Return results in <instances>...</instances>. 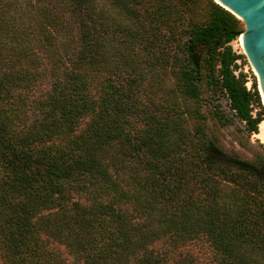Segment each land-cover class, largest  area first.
<instances>
[{
    "label": "trees",
    "instance_id": "16d2710c",
    "mask_svg": "<svg viewBox=\"0 0 264 264\" xmlns=\"http://www.w3.org/2000/svg\"><path fill=\"white\" fill-rule=\"evenodd\" d=\"M155 1L0 0V264H68L60 245L81 264H197L175 250L202 237L215 264H264V145L225 150L201 109L206 83L259 131L242 21L209 0L177 35Z\"/></svg>",
    "mask_w": 264,
    "mask_h": 264
},
{
    "label": "rangeland",
    "instance_id": "374dc122",
    "mask_svg": "<svg viewBox=\"0 0 264 264\" xmlns=\"http://www.w3.org/2000/svg\"><path fill=\"white\" fill-rule=\"evenodd\" d=\"M162 4L165 5L169 12H171L167 20L171 23V25H173V27H175L177 35L183 28H186L189 25L206 23L210 17L209 0H169L167 2H163ZM147 5L148 7H152L156 6L157 3L155 0H147ZM163 28L165 29L164 26ZM232 44L238 52L244 54L240 37L235 39ZM160 64H162V62L158 60L157 66ZM250 66L251 64L244 54L242 61H239L237 72L239 70H243L248 74L246 82L248 88L252 87L253 81L257 84L261 105H254V112H256L257 110L264 109V103L260 93L257 76ZM157 79L161 80L162 82H166L167 85L168 83L171 84L174 80V72L170 71L169 69H162L158 72ZM48 87V83L42 85V89L44 90H46ZM203 90L204 101L201 109L207 116V118L205 119V123L208 126L210 134L225 150L236 153L242 157H253L254 152L258 149H261L260 145H264V120L262 121L263 123H260L258 132L249 134L244 128V123L239 118L234 116V112L230 107L229 99L224 92H215L206 83H204ZM215 103L220 104L221 110L231 118L232 121L230 124L223 125L215 116H213ZM187 104L190 108L196 106V104L191 101L187 102ZM156 246H158L160 249H164L167 244L159 243ZM58 248L63 251L64 255L67 257L68 264H81L74 259V257L67 251V249L63 245L58 246ZM180 252H188L192 254L194 257H196L198 261L197 264L216 263L214 249L210 245L209 241L203 237L195 239L192 242H189L181 248L175 250V257H177Z\"/></svg>",
    "mask_w": 264,
    "mask_h": 264
},
{
    "label": "water",
    "instance_id": "95a60500",
    "mask_svg": "<svg viewBox=\"0 0 264 264\" xmlns=\"http://www.w3.org/2000/svg\"><path fill=\"white\" fill-rule=\"evenodd\" d=\"M240 18V41L259 83L264 103V0H215Z\"/></svg>",
    "mask_w": 264,
    "mask_h": 264
},
{
    "label": "bare ground",
    "instance_id": "6f19581e",
    "mask_svg": "<svg viewBox=\"0 0 264 264\" xmlns=\"http://www.w3.org/2000/svg\"><path fill=\"white\" fill-rule=\"evenodd\" d=\"M261 123H263V122H261Z\"/></svg>",
    "mask_w": 264,
    "mask_h": 264
}]
</instances>
